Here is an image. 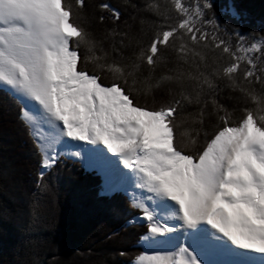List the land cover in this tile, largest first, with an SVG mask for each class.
Here are the masks:
<instances>
[{"label":"snow or ice","instance_id":"1","mask_svg":"<svg viewBox=\"0 0 264 264\" xmlns=\"http://www.w3.org/2000/svg\"><path fill=\"white\" fill-rule=\"evenodd\" d=\"M75 3L79 9L86 7L85 0ZM171 3L180 19L159 29L147 50L141 49L136 60L126 64L110 59L103 49L102 55L96 54L98 44L75 22L73 8L64 0H0V85L24 104L21 116L32 128L43 168L53 167L62 155H82L79 150L62 152L58 145L92 146L101 164H122L130 182L144 193L133 201L147 222L142 239L184 236L178 250L141 253L134 264H248L241 258L244 253L264 254V67L236 55L220 37L215 21L205 19L210 0H197L195 10L182 0ZM148 7L156 8L151 3ZM99 8L119 20L120 13L108 4ZM198 45L222 49L232 62L209 71L204 53L195 50ZM169 46L189 70L162 76L155 84L151 75L145 77L146 92L164 81L186 79L214 93L215 80L222 78L257 105L246 106L242 117L233 121L213 96L220 126L199 151L187 152L177 140V114L187 99L183 93L166 104L149 106L139 104L133 87L125 86L129 77L133 86L137 83L143 63L153 71L161 48ZM244 51L264 47L253 43ZM189 53L199 61H190ZM245 60L250 67L243 71L247 85L241 86L236 74ZM88 63L95 65L91 72ZM104 72L113 76L110 85L102 82ZM28 104L34 105L35 114ZM184 135L187 143L197 144L194 135Z\"/></svg>","mask_w":264,"mask_h":264},{"label":"trees","instance_id":"2","mask_svg":"<svg viewBox=\"0 0 264 264\" xmlns=\"http://www.w3.org/2000/svg\"><path fill=\"white\" fill-rule=\"evenodd\" d=\"M182 1L188 7L197 3ZM64 2L72 6L75 22L98 44L96 54L102 55L103 49L110 59L126 64L135 61L141 49L147 50L159 29L180 19L171 0H85L84 9H79L75 0ZM210 2L212 7L206 10L205 19L215 21L220 37L236 55L250 57L257 68L264 67V51L246 56L237 50L243 39L248 43L259 38L264 47V0ZM101 3L117 10L119 20H114L110 11L102 12ZM149 3L156 8L150 9ZM101 15L105 17L103 21ZM207 30L211 32L212 26L208 25ZM195 50L204 53L209 71L232 62V57L222 49L198 45ZM84 52L82 45L81 55ZM188 59L199 61L191 53ZM86 67L91 72L95 65L88 63ZM249 67L246 60L240 63L236 77L241 86L247 85L242 77ZM188 70L189 65L176 56L171 46L162 47L155 69L150 72L143 63L137 83L133 86L129 77L125 86L133 87L132 95L139 104L149 106L166 104L183 93L187 99L177 114V140L187 152H195L220 126L213 96L228 109L233 121L242 117L246 106L255 109L257 105L230 88L222 78L215 80L214 93L206 87L201 91L186 79L164 81L151 92L145 91L142 81L149 75L155 84L162 76H176ZM101 78L105 85L113 82L111 73H101ZM119 83L124 84V80ZM254 87L257 92L261 89L259 84ZM22 109L16 96L0 88V264H131L141 252L137 243L147 231V223L128 220L141 211L133 207V201L121 190L101 193L100 173L78 159L63 155L53 167L41 170L42 153L29 124L21 117ZM184 133L194 135L197 144L187 143Z\"/></svg>","mask_w":264,"mask_h":264},{"label":"rangeland","instance_id":"3","mask_svg":"<svg viewBox=\"0 0 264 264\" xmlns=\"http://www.w3.org/2000/svg\"><path fill=\"white\" fill-rule=\"evenodd\" d=\"M182 3H184V5L186 6L185 2L182 1ZM186 7H188V6H186ZM190 7L193 10H195V7H193V6H190ZM245 41L246 40L243 39L240 42L241 49H244V50L250 49V47H251V45L253 43L260 44V42H261V40L259 38L252 39L248 43L245 42ZM244 50H242V52L246 56H251L255 52V51H244ZM30 129L32 130L31 126H30ZM36 144H37V142H36ZM58 149L60 151H62V152H66V151H69V150H71V151L79 150V151L82 152V155L80 157H70V156H67V155H64V156L70 157L71 159H74V160L78 159L86 167L95 168L96 171L98 173H100L101 178H102V181L100 183L101 193L105 192V193H110L111 194V193L116 192V190H121L132 201L140 200V199L143 198L144 193H142L139 189L135 188L134 185L131 182H123V183L117 185V184H114L113 181H107L106 180L107 170L103 168V165L99 161V159L97 157V154L91 150L92 146H88V145L84 144L83 142H80V143L71 144V145H69V144H61V145H58ZM41 170H45V168L42 167ZM128 222L129 223L135 222L136 224L147 223L145 220L142 219V213L134 215L133 217H131L128 220ZM146 228H147V225H146ZM146 233H147V231L141 236V238L138 239L137 245L140 246L141 252H143V246L141 244V242L143 240L142 237H144L146 235ZM141 252L138 255H140ZM241 258L246 260L248 262V264H257L258 262H262V260H263V258L261 256H254V255L246 256L245 254ZM204 259H206V260H214V259H218V257H214V256L213 257H204ZM134 261H135V258L131 261V264H133Z\"/></svg>","mask_w":264,"mask_h":264},{"label":"bare ground","instance_id":"4","mask_svg":"<svg viewBox=\"0 0 264 264\" xmlns=\"http://www.w3.org/2000/svg\"><path fill=\"white\" fill-rule=\"evenodd\" d=\"M4 86V85H3ZM6 87V86H4ZM7 90H10L6 87ZM21 100V99H20ZM21 102V101H20ZM24 105V104H23ZM28 108L33 111L35 114L36 109L34 105L28 104ZM103 146H101L102 148ZM106 151V150H105ZM109 157L112 154H108ZM103 168L107 170L106 180L113 181L114 184H121L123 182H130L128 178V170L123 168V165H112V164H102ZM185 238L180 233L173 234L167 238L159 237L155 240H142L141 244L143 246V252L147 253L148 255L153 254L155 250H168V251H176L178 247L184 244ZM246 256L254 255V256H261L263 258L262 262H256L257 264H264V254L256 253V252H246L244 253ZM134 264V263H133Z\"/></svg>","mask_w":264,"mask_h":264},{"label":"water","instance_id":"5","mask_svg":"<svg viewBox=\"0 0 264 264\" xmlns=\"http://www.w3.org/2000/svg\"><path fill=\"white\" fill-rule=\"evenodd\" d=\"M13 93V92H12ZM14 94V93H13ZM15 95V94H14ZM16 96V95H15Z\"/></svg>","mask_w":264,"mask_h":264}]
</instances>
